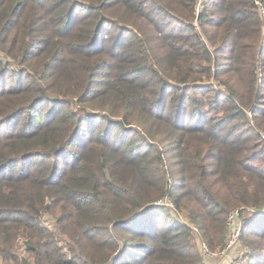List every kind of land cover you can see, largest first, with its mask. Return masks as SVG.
<instances>
[{
	"label": "trees",
	"instance_id": "obj_1",
	"mask_svg": "<svg viewBox=\"0 0 264 264\" xmlns=\"http://www.w3.org/2000/svg\"><path fill=\"white\" fill-rule=\"evenodd\" d=\"M10 119L0 264H204L264 210V0H0Z\"/></svg>",
	"mask_w": 264,
	"mask_h": 264
},
{
	"label": "rangeland",
	"instance_id": "obj_2",
	"mask_svg": "<svg viewBox=\"0 0 264 264\" xmlns=\"http://www.w3.org/2000/svg\"><path fill=\"white\" fill-rule=\"evenodd\" d=\"M109 28H112L111 26ZM226 46H224L225 48ZM224 48H222V51H224ZM13 68H17V65H12V67H10V70H12ZM2 82V79H1ZM2 85V83H1ZM19 119H22L21 117ZM14 120H6V121H2L0 122V132L1 131H6L8 127H10L14 121ZM16 121H20V120H16ZM98 120H95V122H97ZM190 121H194V119L192 117H190V115L188 117L185 118V122L188 123ZM112 133L116 134V133H124L121 130L118 131L117 128H113L112 129ZM262 137L264 139V133H262ZM258 156V155H257ZM255 156V159H252L251 162L253 164H256V166H263L264 165L262 163H264V159L262 161V158L264 156V152L263 154H261V156L259 155L258 157ZM65 158L67 161H69L72 158L71 155V151H67L66 153L63 154V157ZM167 201L168 204L169 201L168 199L165 200ZM171 206V204H170ZM173 207H170L171 210L176 211V206L172 203ZM256 209H252L249 207H246L243 212L241 213V211L239 210H232L227 214V220L230 224V230L228 233V238L226 241V246L224 248H217V249H211L206 241L202 238L201 236V231L198 230L197 228H194V235L192 242L195 244V246L197 247V250L199 251V255L202 258V262L204 264H248L249 262H253L255 260L254 257H250L248 252L251 251H256L258 248L257 247H250V245H246L244 244L245 242V237L244 238H239L240 237V231L243 230V224H245L246 222H248L249 218L252 217V214H254L253 212L256 211H260V210H256ZM178 212V211H177ZM237 214H242L243 216H246V219L241 220L238 218ZM264 214V213H262ZM264 216V215H263ZM178 219L181 221H184L185 217L178 212ZM258 220V218L254 219L253 222L255 223ZM260 225V224H258ZM229 239L231 240L230 244H228ZM248 239H251L250 237H248ZM252 240V239H251ZM264 251V250H262ZM264 262V261H262ZM261 262V264H262ZM264 264V263H263Z\"/></svg>",
	"mask_w": 264,
	"mask_h": 264
},
{
	"label": "water",
	"instance_id": "obj_3",
	"mask_svg": "<svg viewBox=\"0 0 264 264\" xmlns=\"http://www.w3.org/2000/svg\"><path fill=\"white\" fill-rule=\"evenodd\" d=\"M255 215H260L261 213H264V210L253 212Z\"/></svg>",
	"mask_w": 264,
	"mask_h": 264
},
{
	"label": "built area",
	"instance_id": "obj_4",
	"mask_svg": "<svg viewBox=\"0 0 264 264\" xmlns=\"http://www.w3.org/2000/svg\"><path fill=\"white\" fill-rule=\"evenodd\" d=\"M170 204H171V203H170ZM170 204H169V206H170ZM170 207H173L172 204H171ZM228 223H229V222H228ZM229 226H230V224H229ZM230 242H231V240L229 239L228 244H230Z\"/></svg>",
	"mask_w": 264,
	"mask_h": 264
}]
</instances>
